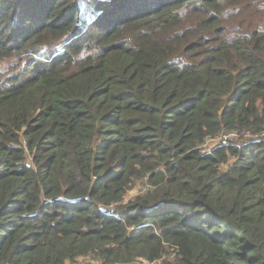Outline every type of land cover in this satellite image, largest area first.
Here are the masks:
<instances>
[{
	"label": "trees",
	"instance_id": "obj_1",
	"mask_svg": "<svg viewBox=\"0 0 264 264\" xmlns=\"http://www.w3.org/2000/svg\"><path fill=\"white\" fill-rule=\"evenodd\" d=\"M6 58L0 264H264V0H0Z\"/></svg>",
	"mask_w": 264,
	"mask_h": 264
},
{
	"label": "rangeland",
	"instance_id": "obj_2",
	"mask_svg": "<svg viewBox=\"0 0 264 264\" xmlns=\"http://www.w3.org/2000/svg\"><path fill=\"white\" fill-rule=\"evenodd\" d=\"M13 59H10V58L3 59L1 64H0V66H1L0 71L9 70L11 67V64L13 62ZM237 136H234V137H236V138H234L235 140L242 139V138H238ZM146 188H147V186H146L145 182H139L132 190H130L129 194L127 195V198L134 197L136 194L140 193L142 190H145ZM171 250H172L171 252H173V248H171Z\"/></svg>",
	"mask_w": 264,
	"mask_h": 264
},
{
	"label": "built area",
	"instance_id": "obj_3",
	"mask_svg": "<svg viewBox=\"0 0 264 264\" xmlns=\"http://www.w3.org/2000/svg\"><path fill=\"white\" fill-rule=\"evenodd\" d=\"M222 142L223 143H226L227 142V139L229 138V136H236L237 134H235V132L229 134L228 132H223L222 133ZM246 137H253V138H258L259 136H263L264 137V127L263 129L260 131V133H251L249 131L246 132Z\"/></svg>",
	"mask_w": 264,
	"mask_h": 264
}]
</instances>
